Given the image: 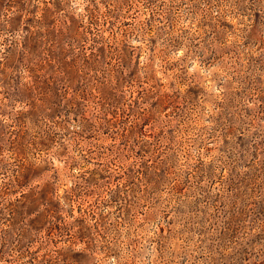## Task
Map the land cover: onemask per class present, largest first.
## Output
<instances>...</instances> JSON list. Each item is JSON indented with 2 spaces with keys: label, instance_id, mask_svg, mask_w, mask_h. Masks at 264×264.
Masks as SVG:
<instances>
[{
  "label": "rangeland",
  "instance_id": "374dc122",
  "mask_svg": "<svg viewBox=\"0 0 264 264\" xmlns=\"http://www.w3.org/2000/svg\"><path fill=\"white\" fill-rule=\"evenodd\" d=\"M0 264H264V0H0Z\"/></svg>",
  "mask_w": 264,
  "mask_h": 264
}]
</instances>
